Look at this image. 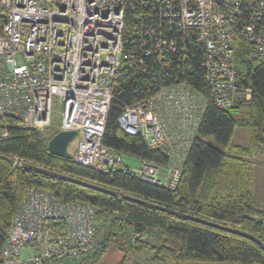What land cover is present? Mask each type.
Here are the masks:
<instances>
[{"label":"built area","instance_id":"2783aa9c","mask_svg":"<svg viewBox=\"0 0 264 264\" xmlns=\"http://www.w3.org/2000/svg\"><path fill=\"white\" fill-rule=\"evenodd\" d=\"M237 38L251 47L250 59L264 60V0H0V120L46 130L56 100L62 106L57 132H77L72 161L113 172L124 164L102 142L108 111L122 83L150 77L156 88L121 108L117 124L167 157L165 166L138 160L128 172L173 190L208 103L228 111L236 95L249 98L237 86ZM193 49L203 71L196 86L172 73L173 62L187 63ZM13 165L21 167V159ZM95 228L91 204L63 203L47 190L27 188L0 264L79 258L95 244ZM24 249L32 255L22 258Z\"/></svg>","mask_w":264,"mask_h":264},{"label":"trees","instance_id":"16d2710c","mask_svg":"<svg viewBox=\"0 0 264 264\" xmlns=\"http://www.w3.org/2000/svg\"><path fill=\"white\" fill-rule=\"evenodd\" d=\"M250 52L251 47L237 38V86L249 90V98L236 95L228 111L208 103L173 190L137 179L126 165L101 173L54 156L47 143L57 131L47 134L2 118L0 253L25 190L34 187L63 203H89L96 209L95 244L78 262L63 264H108L113 256H120L117 264H264V211L253 201V169L264 165V60L250 59ZM191 54L187 63L174 61L172 73L196 86L203 71L199 52L193 49ZM153 81L141 74L121 84L102 142L122 156L165 166L164 152L150 150L140 137L125 134L117 124L121 108L151 94L156 88ZM239 119L249 128L247 146L232 141ZM14 157L21 159V167H14ZM144 250L151 256L141 259Z\"/></svg>","mask_w":264,"mask_h":264},{"label":"rangeland","instance_id":"374dc122","mask_svg":"<svg viewBox=\"0 0 264 264\" xmlns=\"http://www.w3.org/2000/svg\"><path fill=\"white\" fill-rule=\"evenodd\" d=\"M238 67V64H236ZM62 106L60 103H58L56 100H53L52 105V115H51V126L46 129L47 134H51L58 130V127L60 125V112H61ZM44 131V130H43ZM205 141L211 145H213L216 148L222 149V146L217 144L212 138H206ZM232 141L234 144L239 146H247L249 143V128L245 124V121L239 119L237 121L234 134L232 137ZM264 162V160H263ZM123 164L126 165L128 168L136 167L139 164V161L133 157L125 156L123 155ZM253 201L259 210L264 211V165L263 166H255L253 169ZM145 238V237H144ZM32 255V251L28 249H24L21 252V257L26 258ZM151 256V253L147 250H144L143 253L139 256L141 259H145L147 257ZM120 256H113L111 258V261H109L108 264H117L119 261ZM70 262H78L79 258H66L63 260L61 264H63L65 261Z\"/></svg>","mask_w":264,"mask_h":264},{"label":"water","instance_id":"95a60500","mask_svg":"<svg viewBox=\"0 0 264 264\" xmlns=\"http://www.w3.org/2000/svg\"><path fill=\"white\" fill-rule=\"evenodd\" d=\"M76 140V131H59L50 138L47 143V148L54 156L72 160Z\"/></svg>","mask_w":264,"mask_h":264}]
</instances>
